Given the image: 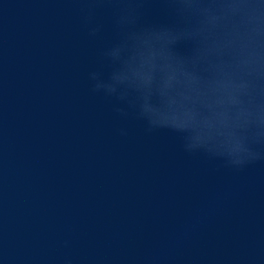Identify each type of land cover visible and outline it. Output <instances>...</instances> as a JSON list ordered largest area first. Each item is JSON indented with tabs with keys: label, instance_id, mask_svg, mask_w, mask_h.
<instances>
[{
	"label": "water",
	"instance_id": "1",
	"mask_svg": "<svg viewBox=\"0 0 264 264\" xmlns=\"http://www.w3.org/2000/svg\"><path fill=\"white\" fill-rule=\"evenodd\" d=\"M0 264H264V0H0Z\"/></svg>",
	"mask_w": 264,
	"mask_h": 264
}]
</instances>
